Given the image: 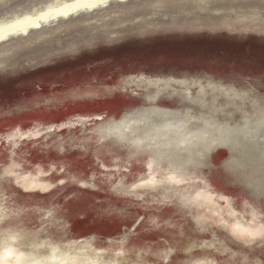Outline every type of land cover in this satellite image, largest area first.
Returning a JSON list of instances; mask_svg holds the SVG:
<instances>
[{"label": "rangeland", "instance_id": "1", "mask_svg": "<svg viewBox=\"0 0 264 264\" xmlns=\"http://www.w3.org/2000/svg\"><path fill=\"white\" fill-rule=\"evenodd\" d=\"M55 1L0 0V21ZM28 30L0 41V132L17 134L0 139V243L56 239L37 250L83 263L264 264V0H106ZM166 111L255 134L229 152L211 122ZM79 202L63 225L47 214Z\"/></svg>", "mask_w": 264, "mask_h": 264}, {"label": "bare ground", "instance_id": "2", "mask_svg": "<svg viewBox=\"0 0 264 264\" xmlns=\"http://www.w3.org/2000/svg\"><path fill=\"white\" fill-rule=\"evenodd\" d=\"M106 0H61V1H55V2H51L48 3L44 8L38 9L36 11L33 12H26L20 15H16L13 17L12 20L8 21V20H3L0 21V41H5L7 40L11 35L17 33L18 31H21L22 33H27L29 32V28H31L32 26H37L40 24L41 20L43 19H47L48 17H52V16H56V15H61V14H67V13H71L73 11L78 10L79 8H86V7H95L97 6L100 2H104ZM76 13V12H75ZM58 19V18H56ZM41 27V26H39ZM180 98V97H179ZM83 117H85L83 115ZM262 122V121H261ZM19 126V124H17ZM17 125H15L18 129V134H21V130L20 127H18ZM22 125V124H21ZM257 125V124H256ZM13 126V125H12ZM12 126L9 127V131H7L5 134H3L4 132H0V139L3 140L4 144H8V146L11 148L13 145V141L15 139V137L17 136V134L14 132V130L12 129ZM17 132V131H16ZM24 135V134H23ZM27 136V135H26ZM23 137V136H22ZM23 139V138H22ZM17 141L20 143L22 142L21 139L17 138ZM140 141V140H139ZM2 143V144H3ZM220 154V153H218ZM7 153L4 154L3 156L0 157V160L2 161L3 159H5V157H7ZM142 168V167H141ZM139 170V169H138ZM75 172L74 174H84L81 171H72ZM88 174V173H86ZM57 183V182H56ZM130 185V184H129ZM17 195L14 197V199H18V195L20 193V191H16ZM23 196L25 192H21ZM144 194V193H143ZM32 196L31 194L26 196L29 197ZM140 196V195H138ZM37 198V197H35ZM93 201V200H91ZM38 203H41L40 200L38 201ZM42 204V203H41ZM39 204V205H41ZM44 204H48V205H52L53 202L51 203H44ZM29 205L32 206V204L30 203ZM74 205V206H73ZM82 206V203H72V205H69V211L66 209H64V215L61 217L55 218V212L54 211H48L47 214L49 215V213L51 214V219H53V221H57L58 224L63 225L66 221L68 222L70 220V215H72L75 212V209L72 211V214L70 213V209L71 208H78ZM53 208H57L56 206H51ZM1 210L3 209V206L0 207ZM67 211V212H66ZM2 214H0L1 217ZM70 226H68L69 228ZM49 232V231H48ZM18 240V236H7L5 239L2 240V242L0 243V264H15L22 259V255H24L25 250H22V248L20 249L19 245L22 244L19 243L17 244V242L15 243V241ZM31 243V242H30ZM34 246H30V250H26V253L28 254V256L30 257V259L32 261H37L39 262V264H43L44 260L45 263L44 264H82L83 262L79 260H76L75 257L72 258H65L66 255H63V250H62V254L60 255L58 252H56L57 249H52L53 253H50L48 250H37V248H41L43 247L45 244H53L54 242L49 241V240H45V239H40V240H35L34 241ZM60 246V245H59ZM40 251V252H39ZM144 253V252H143ZM141 252L137 253H132V251L129 252H122L119 254L116 252V250L114 251H108V252H102V253H98V256H94L91 257L93 259H88V257H86L88 260L87 262L84 261L83 264H125L122 260H127V264H145L144 262V258L145 255H149L147 253L143 254ZM65 256V257H64ZM25 257V256H23ZM160 259V258H159ZM26 260V259H25ZM30 260V261H31ZM23 262V261H22ZM82 262V263H81ZM21 264V262H20ZM30 264V263H29ZM36 264V263H35ZM211 264V263H209Z\"/></svg>", "mask_w": 264, "mask_h": 264}, {"label": "water", "instance_id": "3", "mask_svg": "<svg viewBox=\"0 0 264 264\" xmlns=\"http://www.w3.org/2000/svg\"><path fill=\"white\" fill-rule=\"evenodd\" d=\"M160 108V107H159ZM161 108H163V109H168V108H166V107H161ZM147 112H149V111H147ZM147 112H145V114L147 113ZM167 113H169L170 115V117H172V115H180V117L182 116V117H184L185 119L186 118H188L189 120H191V119H193L192 121L193 122H195V124H198L199 126H201V125H203L204 123H210L213 127H214V129L215 130H213V131H217L219 134H220V137H223L225 140H226V143L225 144H221V145H218V147H221V146H223V147H227L226 149H229L228 151L229 152H232V149H234L233 147H232V145H231V143L230 142H237L238 143V146H237V148H239L241 145H242V141H247V142H249L252 138H251V134L253 133V134H255L252 130H249L248 129V132H244V131H242V129L240 130L239 129V126H237L236 128H234V127H232V126H229L228 125V127H227V125L226 124H224L223 126L222 125H215L211 120L212 119H210V118H204V119H202V118H194L193 117V115H191L190 113H185V112H176V113H172V112H169V111H166ZM192 116V117H191ZM176 117V116H175ZM159 120V126H161V125H163V124H165V122L167 121L165 118H159L158 119ZM263 128H264V125H262L260 128H258V129H261V130H263ZM226 129H230V131L229 132H226L225 130ZM247 129V128H246ZM201 131H202V129H200ZM241 131V132H240ZM242 132H244V133H242ZM235 134H238V137L237 136H235ZM243 136V137H242ZM159 139V140H158ZM157 140L158 141H156V142H159V144H158V146H163L162 147V150H164V151H169V150H171V148H174V147H176V146H182V147H184V146H190V147H192V148H195V147H200V148H203V149H205V150H207V152L209 153L210 151H209V149H208V145L207 144H204V143H202V142H181L180 140H178V139H172V138H163V137H161V136H159L158 138H157ZM253 141V143H255V142H257L256 140H252ZM236 143V144H237ZM258 143V145L259 146H261V145H264V140H262L261 142H257ZM261 144V145H260ZM257 146V145H256ZM217 147V149H219ZM232 147V148H231ZM236 147V146H235ZM264 148V147H263ZM212 150V151H217V153H223V151H220V150ZM250 148H245V150H247V152H248V150H249ZM234 151V150H233ZM228 152V153H229ZM247 152L245 153V154H247ZM221 153V154H222ZM261 153V150H259L258 152H257V155H259ZM216 156H217V154H216ZM228 158V157H227ZM213 159H214V156L211 154V158H210V161L212 162V163H217V165L219 164L217 161H213ZM13 235H16V234H13ZM49 241H53V242H56V243H59V244H61V245H63V246H66V244H68L67 242H64V243H61V241H59V240H56V239H52V240H49ZM73 241H82V240H78V239H73L71 242H73ZM90 242V241H89ZM92 242V241H91ZM90 242V244H92ZM21 243V242H20ZM23 244H21V245H19V247H20V249L22 248V250H30L31 248H30V246L28 247V248H24V245L26 244V243H24V242H22ZM81 243H83V242H81ZM17 244H19V242L17 243ZM80 244V243H79ZM78 244V245H79ZM85 244H89L88 242L87 243H85ZM85 244H83V246H84V248H86V249H89V245H88V247H87V245L85 246ZM70 247V246H69ZM30 248V249H29ZM102 248H104V247H102ZM106 248H110V246L109 247H106ZM105 249V248H104ZM108 251H110V250H108ZM123 261V260H122Z\"/></svg>", "mask_w": 264, "mask_h": 264}]
</instances>
